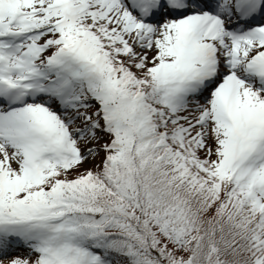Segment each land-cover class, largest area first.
Wrapping results in <instances>:
<instances>
[{"label":"snow or ice","instance_id":"6c2138e0","mask_svg":"<svg viewBox=\"0 0 264 264\" xmlns=\"http://www.w3.org/2000/svg\"><path fill=\"white\" fill-rule=\"evenodd\" d=\"M0 264H264V0H0Z\"/></svg>","mask_w":264,"mask_h":264},{"label":"trees","instance_id":"16d2710c","mask_svg":"<svg viewBox=\"0 0 264 264\" xmlns=\"http://www.w3.org/2000/svg\"><path fill=\"white\" fill-rule=\"evenodd\" d=\"M85 167H89V166H85Z\"/></svg>","mask_w":264,"mask_h":264}]
</instances>
